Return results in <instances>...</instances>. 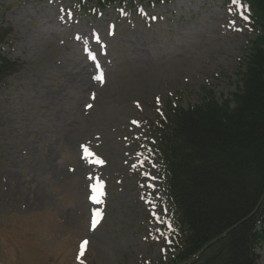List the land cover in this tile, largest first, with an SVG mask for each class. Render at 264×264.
<instances>
[{"label":"rangeland","instance_id":"374dc122","mask_svg":"<svg viewBox=\"0 0 264 264\" xmlns=\"http://www.w3.org/2000/svg\"><path fill=\"white\" fill-rule=\"evenodd\" d=\"M0 18L20 66L0 86V264L171 259L152 124L168 101L236 92L248 20L228 0H0Z\"/></svg>","mask_w":264,"mask_h":264},{"label":"trees","instance_id":"16d2710c","mask_svg":"<svg viewBox=\"0 0 264 264\" xmlns=\"http://www.w3.org/2000/svg\"><path fill=\"white\" fill-rule=\"evenodd\" d=\"M77 1L87 11L103 12L138 0ZM228 1L257 34L237 74L236 92L219 100L202 89L199 103L188 108L168 101L152 124L158 132L161 195L169 213L163 224L174 235V254L161 264H261L257 250L264 245V0ZM6 39L7 32L0 28V44ZM19 68L0 54V86Z\"/></svg>","mask_w":264,"mask_h":264},{"label":"snow or ice","instance_id":"6c2138e0","mask_svg":"<svg viewBox=\"0 0 264 264\" xmlns=\"http://www.w3.org/2000/svg\"><path fill=\"white\" fill-rule=\"evenodd\" d=\"M237 0H233V3H236ZM244 19H247V17H244ZM98 79H103V77H97ZM94 98V97H93ZM87 107H91V105H87ZM135 123V122H134ZM94 191H96V189L94 188ZM91 199H93L94 202L99 203V200H97V197L93 196ZM100 219H102V213L97 211L94 216H93V220H92V228L95 229L97 224L99 223ZM162 222V221H161ZM88 245V241L85 240L81 243L80 248H81V253L80 255L84 254V249L86 248V246ZM79 258V257H78Z\"/></svg>","mask_w":264,"mask_h":264}]
</instances>
